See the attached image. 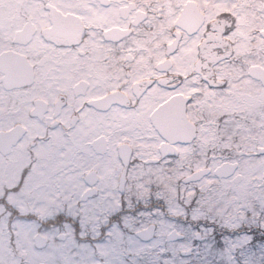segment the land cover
I'll use <instances>...</instances> for the list:
<instances>
[{"label": "flooded vegetation", "instance_id": "flooded-vegetation-1", "mask_svg": "<svg viewBox=\"0 0 264 264\" xmlns=\"http://www.w3.org/2000/svg\"><path fill=\"white\" fill-rule=\"evenodd\" d=\"M244 1V10L232 13L227 6L220 8L219 0H86L85 5L73 0L66 11L44 0L42 25L24 16L11 37L0 38V55L11 52L20 63L8 88L0 70V115H21L40 124L42 133L29 138L28 125L20 121L0 128L26 129L0 159L15 148L31 156L21 178L29 163L43 161V143L48 155L64 149L49 136L52 130L68 141L65 153L71 162L79 156L90 164L81 176L82 201L106 194L113 211L133 210L190 147L227 129L230 142H237L228 124L244 116V95L264 93V85L248 74L258 64L247 62L253 32L233 38L240 35L236 19L251 20L245 12L254 1L264 11V0ZM48 5L67 17L51 16ZM185 5L189 17L201 21L194 32L177 22ZM27 24L32 25L30 34L24 32L28 40L15 41V32ZM259 36L258 31L253 38L256 49L264 46ZM172 99L163 116V136L151 117L158 122L157 108ZM60 228L53 226L57 235L72 238Z\"/></svg>", "mask_w": 264, "mask_h": 264}, {"label": "snow or ice", "instance_id": "snow-or-ice-1", "mask_svg": "<svg viewBox=\"0 0 264 264\" xmlns=\"http://www.w3.org/2000/svg\"><path fill=\"white\" fill-rule=\"evenodd\" d=\"M247 151L226 130L190 147L146 200L108 214L103 264H264V147Z\"/></svg>", "mask_w": 264, "mask_h": 264}, {"label": "rangeland", "instance_id": "rangeland-1", "mask_svg": "<svg viewBox=\"0 0 264 264\" xmlns=\"http://www.w3.org/2000/svg\"><path fill=\"white\" fill-rule=\"evenodd\" d=\"M43 1L0 0V38L11 37L10 34L24 21V16L32 17L38 25H42L45 20ZM45 1L57 5L63 11L69 10L74 4L73 0ZM78 2L86 4V0H77L76 3ZM242 2L245 1L219 0L217 4L221 9L227 6L232 13H235V11L244 10ZM258 4L257 1L252 2V9L250 7L245 12L251 20L244 23L242 17L236 19V27L240 35L235 34L233 38H242L248 30L253 33L249 35L252 38L247 43L254 42V35L264 27V14H262L264 11L259 10ZM239 7L242 8L238 9ZM259 55L254 47V50L248 54L247 62L263 64L264 60L261 61ZM238 63L234 64L238 65ZM3 96L0 93V97ZM244 96L246 97L244 116L232 119L228 124L233 128L232 133L239 143L232 140L231 142L238 147L256 149V147L264 146V93L257 98L252 95L251 97ZM237 105L235 103L236 108ZM259 105H261V110ZM260 114H263V117H260ZM258 116L260 117L259 124L256 123ZM17 121L28 125L29 138L42 133L40 124L24 119L21 115L13 117L0 115V128H6ZM246 125L247 130H242ZM236 126L238 129L235 128ZM253 129L254 131H251ZM48 133L49 136L54 137L55 141H61L64 149L60 147L55 149L54 155H48L46 154L47 143H43V161L36 158L35 164H28L27 178L21 187L18 175L31 156L23 157L18 153L19 148H15L8 158L0 159V200H3V202L0 201V264H38L41 262L46 264H103L107 256L112 254L104 246L102 231L108 214L113 211L110 209L112 199L109 195L100 194L87 201L80 200L79 196L84 188L82 172L87 170L90 164L86 165L85 159L81 162L82 158L79 156L71 162L65 153L69 147L68 141L64 140L65 138H59L58 134L52 130ZM250 153L253 152L247 151V155ZM155 182L159 183V179L156 178ZM17 186L20 187L18 192L11 190ZM15 212L19 215L25 214L21 217L27 216V219L29 217L31 220H19ZM53 219L62 225L60 229L71 232L72 238L65 242L58 241L55 237L59 230L51 227ZM42 227H48V230ZM37 233L47 238V244L42 249H37L33 245V237Z\"/></svg>", "mask_w": 264, "mask_h": 264}, {"label": "water", "instance_id": "water-1", "mask_svg": "<svg viewBox=\"0 0 264 264\" xmlns=\"http://www.w3.org/2000/svg\"><path fill=\"white\" fill-rule=\"evenodd\" d=\"M58 14L59 13H57L56 15H58ZM187 17H188V13L186 11L184 15L182 14V18L179 19V20L182 19V22H184L183 24L186 27V29L188 28L189 25H191V22H188ZM179 20H178V22H179ZM198 24L199 23H197V25ZM24 31L26 32V34L27 33L29 34L32 30H30V29L28 30V27H26L22 31L17 32L15 38L19 42H26L27 41V39H24L23 35H22L24 33ZM261 35L264 36V30L261 31ZM5 57L6 56L3 55L1 57V60L4 61ZM3 72L6 73V78H4V86H9V83L13 80L12 79L13 74H11V73L14 72V64L10 65V70L6 69V70H3ZM249 73L252 77L261 80V82L264 84V70L262 68H260L259 66L251 67ZM172 102H173V99L169 100L165 104H163L158 110L159 114L163 115L165 112H167V111H165V110H167L166 107H169L172 104ZM164 123H165V121L161 120L160 123L158 122V123H155L154 125L161 132L163 129L162 125ZM23 133H24V129L20 126H16L13 129L6 131V132H0V152L2 154L7 153L9 148L11 147V145L15 144L22 137ZM162 135L164 136V134H162ZM258 152L260 153V149H258ZM60 238H63V237L61 236ZM34 244L38 248L43 247L45 244V238L39 234L36 235L34 237Z\"/></svg>", "mask_w": 264, "mask_h": 264}]
</instances>
